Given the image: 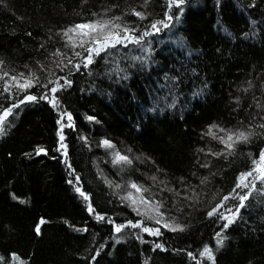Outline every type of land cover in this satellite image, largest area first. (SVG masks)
<instances>
[{"label":"trees","instance_id":"1","mask_svg":"<svg viewBox=\"0 0 264 264\" xmlns=\"http://www.w3.org/2000/svg\"><path fill=\"white\" fill-rule=\"evenodd\" d=\"M116 16L142 39L84 67L64 31ZM0 77V108L19 105L0 135V264H213L205 246L214 264H264V184L237 187L264 150V0H0ZM212 125L255 134L229 154Z\"/></svg>","mask_w":264,"mask_h":264},{"label":"snow or ice","instance_id":"2","mask_svg":"<svg viewBox=\"0 0 264 264\" xmlns=\"http://www.w3.org/2000/svg\"><path fill=\"white\" fill-rule=\"evenodd\" d=\"M180 3H183V0H179ZM145 3H147V0H145ZM175 3V0H168V6L171 8L173 4ZM132 15L137 16L140 19L145 18V14L142 12H138L135 9L132 10ZM167 15V14H166ZM169 19L171 17H168ZM121 20V17L116 16L113 17L112 19H103V18H98L94 21H91L87 24H77L73 25L72 27L68 28L67 30L64 31L63 35L66 37H69V39H72L73 33H76L80 37V47H86V51L88 52V56L86 58L87 63L84 64V67H87L88 64H91L93 62V53L96 55H99L101 51H104L105 49L109 47H114L116 44H119L122 42V40H128L130 42H135L139 43V39H142V36L140 38H137L133 35H131V32L133 31L130 29L127 25L122 26L119 23H116V21ZM157 24H163L164 27H167V24H165L163 21H156L151 24V28L156 29L159 31V28H157ZM120 30L123 32L127 33L124 37L120 36ZM143 36L149 35L148 32H144L142 34ZM59 54V53H57ZM76 56H79L80 53L77 52L75 53ZM71 63V61H69ZM80 65H76V68L79 69ZM8 73L5 72L4 76H7ZM24 74L21 73L20 76H23ZM0 79H3V77H0ZM18 77L13 76L12 80L15 81L17 80ZM51 83V81H50ZM65 84H70V81L65 80ZM31 78H29L28 82L23 85H19V90L20 91H26L27 88L31 87ZM4 91L7 92L9 91L8 87L4 88ZM52 93H55L58 91L57 87H53L50 89ZM37 99L36 96L32 95H25L24 99L20 100V104L25 103L26 101H35ZM40 99H47L46 96L40 97ZM54 106L56 105L57 101L53 97V99L50 101ZM19 107L18 104H13L11 107L7 108H0V135H3L5 133V128L4 125L7 123V117L13 114V109ZM69 120L71 119V116L68 117ZM91 119V117H89ZM57 123H60V121H57ZM63 127V125H62ZM258 127L264 128V124L259 125ZM217 128L216 125H212L209 128V135H212L213 138H218L221 143L225 144L226 148L229 150V154L234 150V145L235 143H240L244 142L247 143L249 142V139L251 136H253L255 133L252 131H236L232 132L231 130H224L220 129V131H226V139L225 137H216L215 133L213 132V129ZM63 140V136L61 135V141ZM104 145L106 147L111 148L112 145L109 143V141L105 140L103 141ZM61 147H64L63 144H61ZM39 151H43L42 149ZM66 155V153H65ZM219 155V153L217 154ZM115 160L114 163L118 162H124V163H131L129 158L127 156L120 155V153L115 154ZM206 166V165H205ZM254 176V180H259L261 184H264V150H261L260 156H259V161L257 162V166L253 169V171L242 173L241 176L239 177V183L237 184V187H245L249 188V184L245 183L248 179V177ZM155 179V178H153ZM133 188H137V185L133 184ZM256 184L253 182L250 186V190L248 193L244 195L239 196L240 204L239 206L235 209L233 212L231 209H229V212L231 213L230 216H223L221 215V219L226 220V223L222 225L223 229H227L232 223L235 222V218L239 215L240 209L245 207V201L249 199V196L251 195L252 191L256 190ZM139 190V189H138ZM77 191H80L79 188H77ZM81 195H84V193L81 192ZM85 199H87V196H85ZM225 200L228 199V197H224ZM89 210L91 211V206H89ZM216 213V208H213L212 211L208 213L209 216H212ZM103 219V217H100ZM159 222V221H157ZM43 223V221H41ZM132 227H139L138 224H133ZM123 228V225H117L115 226V231L119 233ZM39 226H37V233L39 234ZM172 231H183V228H181L179 225L173 226L171 228ZM143 231L148 232L151 235H160V231L158 229H151V228H144ZM217 245L220 246L223 244V237L221 236L220 233H217ZM156 248H162V245L156 244ZM191 256V253H189ZM201 256L206 257L208 260L213 261L214 264V255H213V250L207 246L204 247L203 251L200 252ZM94 259V258H93ZM199 264V262H198Z\"/></svg>","mask_w":264,"mask_h":264},{"label":"rangeland","instance_id":"3","mask_svg":"<svg viewBox=\"0 0 264 264\" xmlns=\"http://www.w3.org/2000/svg\"><path fill=\"white\" fill-rule=\"evenodd\" d=\"M134 189L136 190V193L129 194L128 195L129 198H137V196L139 195L138 189L137 188H134ZM132 202H134L133 204H135V201H132ZM136 207H137V205H136ZM137 209L140 211V213H141V211H144V209H139L138 207H137ZM155 216H156V219H159V217L157 218V215H155ZM163 224L167 226L166 223H163Z\"/></svg>","mask_w":264,"mask_h":264},{"label":"bare ground","instance_id":"4","mask_svg":"<svg viewBox=\"0 0 264 264\" xmlns=\"http://www.w3.org/2000/svg\"><path fill=\"white\" fill-rule=\"evenodd\" d=\"M93 55H96L95 53H93ZM231 215V214H230Z\"/></svg>","mask_w":264,"mask_h":264}]
</instances>
